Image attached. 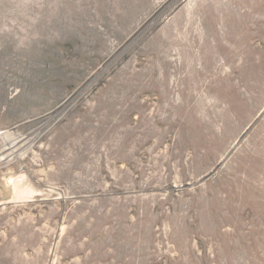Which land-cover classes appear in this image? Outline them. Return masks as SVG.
<instances>
[{
  "label": "rangeland",
  "instance_id": "374dc122",
  "mask_svg": "<svg viewBox=\"0 0 264 264\" xmlns=\"http://www.w3.org/2000/svg\"><path fill=\"white\" fill-rule=\"evenodd\" d=\"M0 130V264H264V0H0Z\"/></svg>",
  "mask_w": 264,
  "mask_h": 264
},
{
  "label": "bare ground",
  "instance_id": "6f19581e",
  "mask_svg": "<svg viewBox=\"0 0 264 264\" xmlns=\"http://www.w3.org/2000/svg\"><path fill=\"white\" fill-rule=\"evenodd\" d=\"M10 132V131H9ZM6 134L7 132L6 131H3V130H0V134ZM11 133V132H10ZM14 133V132H13ZM4 134V135H5ZM15 135V134H14ZM6 137V136H5ZM4 137V138H5ZM3 138V137H2ZM10 138V137H9ZM15 138V137H14ZM19 139V138H18ZM9 140V139H8ZM13 141V140H12ZM17 141V139L15 140V142ZM14 142V141H13ZM18 142V141H17ZM16 142V143H17ZM7 143V142H6ZM11 144V143H10ZM13 145H14V143H13ZM16 148V147H15ZM17 149V148H16ZM3 159H4V157H3ZM19 185V184H18ZM21 185V184H20ZM26 185V184H25ZM29 186V185H28ZM30 187V186H29ZM19 188H22V185H21V187H19ZM24 190V189H23ZM16 191L18 192V194L19 193H21V191L18 189V187H16ZM31 191V190H30ZM17 195V194H16ZM17 198V197H16ZM27 198H29V197H27ZM21 199H22V196H21ZM25 199V198H24ZM24 199H22V200H24ZM26 200V199H25ZM10 201V200H9ZM16 201V200H15ZM8 202V201H7ZM11 202H14L13 200H11ZM18 202V201H17Z\"/></svg>",
  "mask_w": 264,
  "mask_h": 264
}]
</instances>
